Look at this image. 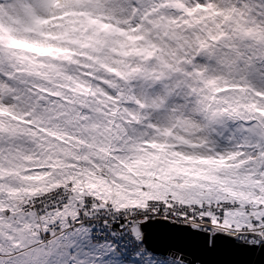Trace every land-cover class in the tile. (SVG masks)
<instances>
[{"label":"clouds","instance_id":"clouds-1","mask_svg":"<svg viewBox=\"0 0 264 264\" xmlns=\"http://www.w3.org/2000/svg\"><path fill=\"white\" fill-rule=\"evenodd\" d=\"M136 3L139 9L133 12V0H121L117 19L100 12L96 22L85 20L66 37L55 26L43 29L56 33L48 36L55 38L11 31L45 41L38 51L51 54L18 47L12 49L17 56H5L0 65V72L12 73L8 83L23 97L18 104L7 98L4 102L18 113L31 112L26 119L35 121L15 135V148H0L7 153L0 155L4 165L22 171L51 163L49 157L63 150L87 157L81 162H91L110 177L114 171L131 174L157 160L177 161V151L241 152L224 164L233 172L247 170L237 165L250 154L249 147L255 150L257 141L264 142V113L256 111L264 109V99L252 91L264 90V80L257 76L264 70V18L240 12L213 17L194 10L197 21L181 17L176 5L154 10L149 21L143 19V10L150 0ZM218 3L226 6L225 0ZM3 7L12 11L10 0ZM4 22L21 28L7 16ZM8 37L9 31L0 32V43L6 45ZM4 84L0 81V92L7 96ZM250 119L256 121L255 133L241 123ZM56 171L30 186L44 185L47 192L38 193L52 199L57 189L49 186L59 179ZM6 182L22 183L16 174Z\"/></svg>","mask_w":264,"mask_h":264},{"label":"snow or ice","instance_id":"snow-or-ice-1","mask_svg":"<svg viewBox=\"0 0 264 264\" xmlns=\"http://www.w3.org/2000/svg\"><path fill=\"white\" fill-rule=\"evenodd\" d=\"M10 3L7 11L0 0V32L9 31L8 43H0L7 49L0 51V65L5 56L16 57L12 49L18 47L51 54L38 51L45 41L11 31L57 35L43 29L67 15L57 12L64 5L59 0ZM238 7L241 15L264 18V0H243ZM5 16L21 28L6 25ZM70 31L65 27L59 35ZM257 76L264 80V70ZM13 78L12 73L0 77L7 92H0V104L6 98L14 104L21 100L8 83ZM4 111L15 119L0 115V145L14 140L21 122L32 115L12 105ZM232 155L181 157L206 168L157 160L143 166L139 183L124 185L126 191L115 187L121 181L111 175L104 177L111 191L105 185L82 192L57 189L52 199L0 180V264H264V142L258 141L243 173L224 164Z\"/></svg>","mask_w":264,"mask_h":264},{"label":"rangeland","instance_id":"rangeland-1","mask_svg":"<svg viewBox=\"0 0 264 264\" xmlns=\"http://www.w3.org/2000/svg\"><path fill=\"white\" fill-rule=\"evenodd\" d=\"M61 4L64 5V7L57 9L58 13H67V15L64 16H58L56 20L53 21L52 26H55L56 28L63 29L65 27H71L74 29L75 32L80 30L81 27V21H94L96 19V16L100 12H104L107 15V18L109 20L117 19L116 12L120 10L121 8V0H59ZM243 0H225L224 7H221L218 3V0H195L194 3L189 5L185 2V0H150V3L145 7L143 10V19L151 21L153 18V12L154 10L156 12H159L161 9L167 8V7H173L176 5H179L180 7L176 9V11L179 13L181 17H191L193 19H197L198 17L195 16L194 10L202 12L205 16H230L234 15L237 12H240V9L238 7V4L242 3ZM101 5L104 7L101 8ZM156 5H159V8H156ZM139 9V4L136 3V0H133V8L131 11L135 12ZM87 13V15H85ZM175 18V17H173ZM64 21H71L73 22L71 25L64 24ZM63 24L64 27H59V25ZM109 28H116L118 25H108ZM121 31H124L123 29H120ZM133 31L136 30V25H133ZM47 38H55V37H47ZM0 77L7 78V73H0ZM0 81H4L3 79H0ZM10 81V80H9ZM13 88H15L13 86ZM254 89V88H253ZM253 91V94L261 99H264V90L260 91ZM23 97L21 98V100ZM20 100V101H21ZM13 101V100H12ZM19 101V102H20ZM5 104V105H4ZM0 107L2 110V113L0 115H3L5 118L11 117L12 119H15V116L12 112L4 111V109H7L10 104L3 103L0 104ZM258 112L264 113V109H256ZM244 129L252 130L255 133V129L253 128V125L256 123L254 119H250L247 121H242ZM23 127H32L34 123L30 122L29 120L25 119L21 122ZM151 143V142H149ZM258 143V141L256 142ZM154 147L156 145H153ZM12 147L15 148V141H6L3 145H0V148H7ZM165 150H167V146H165ZM63 154L60 156L52 155L49 157L51 163H46L39 165L40 168H46L48 167V171L41 174V178L51 177L54 173V171L59 168L60 177L63 180L60 181V184H64L62 189H68L70 188L71 191H84L85 189H93L97 188L101 185H105L109 191L112 190V185H106L104 181L105 175L101 174L98 169L94 166H92L91 162L89 163H82L81 161H84L87 159L85 156L77 155L75 153L66 152L63 151ZM250 154L246 155L242 161L241 164H238V167H246L248 165V161L255 156V150H252L251 147H249ZM7 153H0V155H6ZM233 155L226 159L227 160H234L237 156L242 155L241 152H233ZM116 155V153H114ZM152 155L158 156V152L152 153ZM175 155L179 157L180 159L173 162H189L191 165H195L196 167L200 168H206L207 165L201 163L200 161H191L188 159H181V157H193V156H202V157H208L212 156L213 159L218 160L220 155L225 156L224 154L219 155H203V154H197V153H188V152H182L177 151L175 152ZM229 156V155H228ZM225 156V157H228ZM182 164V163H181ZM184 166H188V164H183ZM38 167L37 165H32L31 168ZM31 168H26L19 172L22 177L19 178L22 183L21 185L26 191H35L38 192V189H43L44 191V185H41L40 188H35L30 186V182L36 181L41 178H35L30 180L29 177L31 175L36 174V172L31 171ZM141 169V168H140ZM140 169L139 170H132L131 174H128V172H113L112 175L116 176L117 179L121 181L120 184H115V187L117 189L127 190L126 188H123L124 185H134L139 183L140 179ZM16 172L6 165L3 164L2 161H0V172ZM31 171V172H30ZM18 175L17 173H15ZM38 174V173H37ZM5 174L0 175L1 177ZM18 175V176H19ZM24 175V176H23ZM115 183V182H114ZM53 184V186H51ZM52 184L49 186L50 188L55 187L58 183L52 182ZM72 184V185H71ZM130 196L135 195L134 192L128 193ZM100 251L103 252V247L100 248Z\"/></svg>","mask_w":264,"mask_h":264},{"label":"trees","instance_id":"trees-1","mask_svg":"<svg viewBox=\"0 0 264 264\" xmlns=\"http://www.w3.org/2000/svg\"><path fill=\"white\" fill-rule=\"evenodd\" d=\"M5 105V104H4ZM0 107H4L3 105L2 106H0ZM0 113H2V110H1V108H0ZM51 159V158H50ZM39 167V166H38ZM33 168H36V167H33ZM46 170L44 171V172H36V174H34V175H31L30 177H29V179L30 180H32V179H35V178H41V174H43V173H45V172H47L48 171V167H46L45 168ZM56 170H58V171H56V175H58L59 177H60V174L61 173H59L60 171H59V168H57ZM32 171V170H31ZM30 171V172H31ZM15 173H17L18 175L20 174L19 172H5V171H2V172H0V175L1 174H5L4 176H2L1 177V180H3L4 182H5V184H7V185H11V184H9V183H7L6 182V177L7 176H9V175H14ZM38 173V174H37ZM54 174V173H53ZM24 176V175H23ZM22 176L21 175H19V178H21ZM61 180H63L62 178H59V179H55V180H53L54 181V183L56 184V183H58L55 187H53L54 189H62L63 188V186H64V184H60V181ZM72 185V184H71ZM17 186H22L21 184H19V185H17ZM51 186H53V184L51 185ZM44 189H46L45 190V192H47V190H48V188H46V187H44ZM69 189V188H68ZM25 190V189H24ZM43 189H38V192L39 191H42ZM44 191V190H43ZM42 196H45V195H42Z\"/></svg>","mask_w":264,"mask_h":264},{"label":"built area","instance_id":"built-area-1","mask_svg":"<svg viewBox=\"0 0 264 264\" xmlns=\"http://www.w3.org/2000/svg\"><path fill=\"white\" fill-rule=\"evenodd\" d=\"M42 197L46 198V195L45 196H42Z\"/></svg>","mask_w":264,"mask_h":264}]
</instances>
